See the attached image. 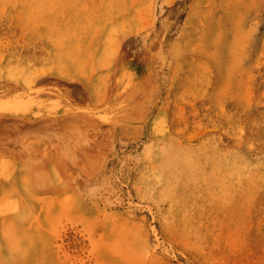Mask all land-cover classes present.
<instances>
[{
	"label": "rangeland",
	"instance_id": "374dc122",
	"mask_svg": "<svg viewBox=\"0 0 264 264\" xmlns=\"http://www.w3.org/2000/svg\"><path fill=\"white\" fill-rule=\"evenodd\" d=\"M0 264H264V0H0Z\"/></svg>",
	"mask_w": 264,
	"mask_h": 264
},
{
	"label": "bare ground",
	"instance_id": "6f19581e",
	"mask_svg": "<svg viewBox=\"0 0 264 264\" xmlns=\"http://www.w3.org/2000/svg\"><path fill=\"white\" fill-rule=\"evenodd\" d=\"M103 1H104V0H103ZM118 3H119V2H118ZM133 4H134V3H133ZM96 10H97V9H96ZM97 11H99V9H98ZM64 18H65V16H64ZM95 21H96V20H95ZM100 34H101V33H100ZM89 37H90V36H89ZM94 42H95V41H94ZM94 42H93V43H94ZM95 43H96V42H95ZM93 45L96 46L95 44H93ZM67 62H68V61H67ZM80 78H81V77H80ZM138 80H139V79H138ZM136 81H137V80H136ZM139 83H140V82H139ZM109 86H110V85H109ZM138 86H139V85H138ZM140 86H141V85H140ZM140 86H139V87H140ZM142 86H143V85H142ZM55 87H57V86H55ZM55 87H54V88H55ZM60 87H61V86H60ZM78 88H79V87H78ZM80 88H81V87H80ZM69 89H70V88H69ZM70 90H71V89H70ZM76 91H77V90H76ZM64 92H65V91H64ZM68 92H69V90H68ZM73 94H74V93H73ZM123 94H124V93H123ZM123 94H122V95H123ZM66 95H67V94H66ZM244 95H245V94H244ZM59 96H60V95H59ZM85 96H86V94H85ZM16 97H17V96H16ZM68 97H69V96H68ZM109 97H110V96H109ZM65 98H66V97H65ZM69 98H70V97H69ZM3 99H4V98H3ZM9 100H10V99H9ZM15 100H16V98H15ZM15 100H14V101H15ZM30 100H31V99H30ZM106 100H107V99H106ZM56 101H57V100H56ZM56 101H53V102H56ZM68 101H69V100H68ZM84 101H85V100H84ZM82 102H83V101H82ZM8 103H9V101H8ZM15 103H16V102H15ZM25 103H26V102H25ZM45 103H46V102H45ZM69 103H70V102H69ZM79 103H80V102H79ZM79 103H77V104H79ZM21 104H22V103H21ZM43 104H44V103H43ZM59 104H60V103H59ZM59 104H58V105H59ZM82 104H83V103H82ZM84 104H85V103H84ZM24 105H25V104H24ZM117 105H118V104H117ZM21 106H23V105H21ZM26 106H28V105H26ZM46 106H47V105H46ZM50 106H52V105H50ZM50 106H49V107H50ZM56 106H57V105H56ZM84 106H85V105H84ZM5 107H6V106H5ZM15 107H16V106H15ZM15 107H14V108H15ZM17 107H18V106H17ZM58 107H59V106H58ZM61 107H62V106H61ZM23 108H24V107H23ZM50 108H51V107H50ZM52 108H53V107H52ZM2 110H3V109H2ZM11 110H12V109H11ZM21 110H22V109H21ZM21 110H20V111H21ZM82 110H84V109H82ZM85 110H88V109H85ZM24 111H25V109H24ZM24 111H23V112H24ZM39 114H40V113H39ZM44 114H45V113H44ZM13 115H14V114H13ZM50 115H51V114H50ZM10 116H11V115H10ZM17 116H18V114H17ZM33 116H34V115H33ZM11 117H12V116H11ZM19 117H20V116H19ZM25 118H26V117H25ZM43 118H44V117H43ZM45 118H48V117H45ZM100 119H101V118H100ZM7 120H8V119H7ZM44 120H45V119H44ZM50 124H51V123H50ZM55 126H56V125H55ZM36 167H37V166H36ZM30 171H31V170H30ZM14 177H15V176H14ZM15 179H16V178H15Z\"/></svg>",
	"mask_w": 264,
	"mask_h": 264
}]
</instances>
